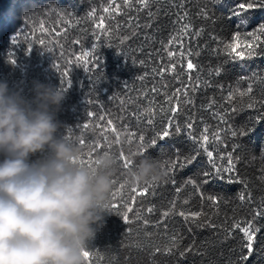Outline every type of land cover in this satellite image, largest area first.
<instances>
[{
    "label": "trees",
    "instance_id": "1",
    "mask_svg": "<svg viewBox=\"0 0 264 264\" xmlns=\"http://www.w3.org/2000/svg\"><path fill=\"white\" fill-rule=\"evenodd\" d=\"M247 2L148 0L145 7L139 0H0V81L29 100L37 82L62 90L57 136L79 145L81 163L90 167L100 154L120 160L103 222L93 225L88 264H264V121L251 135L240 134L246 122L251 126L264 113V108H246L264 98V80L259 79L264 55L243 62L228 55L229 45L250 42L247 33L264 23V8L239 10ZM234 10L241 15H233ZM101 17L102 29L97 27ZM240 19L248 20L247 27L239 25ZM185 24L190 25L187 35L181 31ZM88 52L93 55L87 66L76 60ZM189 59L195 69H187ZM173 107L178 109L174 115ZM169 118L172 130L179 124L181 134L146 148ZM187 123L198 138L208 129L214 158L217 151L232 154V183H202L201 172L208 169L203 154L181 170L193 147L185 136ZM50 155L47 150L30 160ZM145 156L154 158L166 175L132 184L128 172ZM249 222L258 229L251 255L242 249L241 229ZM237 223L240 228L233 227ZM241 255L247 260L241 261Z\"/></svg>",
    "mask_w": 264,
    "mask_h": 264
},
{
    "label": "clouds",
    "instance_id": "2",
    "mask_svg": "<svg viewBox=\"0 0 264 264\" xmlns=\"http://www.w3.org/2000/svg\"><path fill=\"white\" fill-rule=\"evenodd\" d=\"M34 91L29 100L0 81V264H88L120 160L105 153L81 163L80 146L57 136L64 92L38 82ZM165 175L150 156L128 172L132 184Z\"/></svg>",
    "mask_w": 264,
    "mask_h": 264
},
{
    "label": "snow or ice",
    "instance_id": "3",
    "mask_svg": "<svg viewBox=\"0 0 264 264\" xmlns=\"http://www.w3.org/2000/svg\"><path fill=\"white\" fill-rule=\"evenodd\" d=\"M128 2V0H126V3ZM214 3L216 4H220L222 3V0H214ZM139 4L141 6H147L148 5V0H139ZM183 5L181 4V7ZM256 8H264V0H251V2H247V3H241L239 5V10H243V11H247V10H253ZM104 12H108L109 9L106 7L103 9ZM119 9H117L118 11ZM239 10H234L233 11V15H237L240 16L241 15V11ZM94 10L89 13V15H94ZM149 15H151V13H149ZM182 19V18H181ZM247 23L248 20L247 19H240L239 21V25L240 26H244L247 27ZM98 28H103V17H101V23L97 25ZM190 29V25L185 24L183 25L181 31L187 35L188 31ZM19 35V33L17 34ZM247 36L252 37V39L250 40V42L245 43L244 45H240L238 43H233L231 45H229V49L230 51L228 52L229 57L231 58L232 61H238V62H243L245 60H250L255 58L258 55H264V23H260L258 25V28L255 32L249 31L247 33ZM237 40L239 39V34L237 33ZM97 39H99V36H97ZM176 37L173 36L169 43L172 42V40H175ZM259 41V43H257ZM14 43H17V37L14 38ZM40 44H43L44 41L41 40L39 41ZM76 43H79V41H76ZM255 48H260L261 51L257 52L254 50ZM238 48H242L244 50H237ZM93 54L91 52L88 53H84L83 56L80 57H76V60L78 62L83 63L84 65H88L89 64V57H91ZM173 55V53H169V56ZM97 62H98V58H97ZM69 63H72V61H69ZM227 63V61L225 62ZM58 69L60 70V66L57 65ZM174 65H173V69H174ZM196 65L193 64L192 60L189 59L187 61V69L188 70H192L195 69ZM226 71V70H225ZM62 74L65 76V78L68 77V70L64 69L62 71ZM221 74V69H217L215 72V75L219 76ZM257 74L253 73V77H256ZM189 79H191V77H189ZM260 80H264V76H259ZM205 84L207 85V82H205ZM69 85H70V81H69ZM199 86V85H197ZM179 91V90H177ZM185 91H187V89H185ZM253 88L251 86L248 87L247 92L248 93H252ZM243 99V97H242ZM188 103H191V101H187ZM247 109H253V108H264V98H262L261 100H259V102H257L255 99H253L251 102L247 103L246 105ZM178 109L176 107L172 108V114L174 115L175 112ZM233 111H235V109H233ZM219 120H224L223 115L218 116ZM255 119V123L252 124L251 126L247 125V122L244 125L245 131L241 132V135H251L255 130L256 127L259 126V123L261 121H264V113H262L261 115L257 116L254 118ZM147 123L149 125L152 124V120L148 119ZM109 124H111V121H109ZM85 127H87V125H85ZM193 128V124L192 123H187L185 125V136L187 139H189L193 145V147H191L189 149L190 155H186L184 157V162L181 165V170H183L184 168H186L188 165H191L193 162H195L197 160V157L200 156L201 154L204 155L205 159H206V164L208 165V169L207 170H202L201 174L204 177L202 183L207 184L209 183L211 180L214 179H219V180H227L229 183H232L236 178L232 175V173H234L235 171V166L233 163V159H232V154L229 153L227 154V156L225 155H221L218 151L216 153V157L214 158V152L213 150H209V136H208V129L204 128L203 129V133L201 134V136L198 138L197 136L193 135V133L191 132V129ZM173 121L171 118L168 119L166 126L159 132L156 133L155 136L149 141L148 145L146 146V148H155L157 146V144L159 142H163L166 141L169 138H172L173 136H179L181 134V127L179 124L175 125V130L173 131ZM113 131H115V129H113ZM131 136H135V133H131ZM231 135L233 137L237 136V132L236 131H232ZM214 139L216 141L220 140V136L219 133H216L214 136ZM139 141L141 142V144L143 145L144 142V136L140 135L139 136ZM81 144L84 143V140L81 139L79 141ZM177 155L179 153V150H176ZM218 161H226L227 166H224V164L219 163ZM124 167L127 168L129 167V162L127 160H124ZM173 167H175V164L173 165ZM227 174V175H226ZM189 184L192 185H196V182L194 180H189L188 181ZM246 188V185H245ZM144 191H147V189H145ZM177 191H179V189H177ZM209 199H213L212 197H209ZM239 199L241 201H243L245 199V196L243 193L240 194ZM128 211H131V209H128ZM149 212L152 211L151 208L148 209ZM261 212H257L256 215L259 216L261 215ZM165 216L168 215L167 212L164 213ZM181 216L184 215L183 212L180 213ZM125 219H127V217H125ZM234 228H240V225L234 224L233 226ZM241 231L243 232V238L246 241V243H242V249L243 248H247L248 249V255H251L252 251H253V241L255 238V233L258 231V229L254 228L252 223L249 222L248 225L246 227H243L241 229ZM186 251H191V249H186ZM84 255L86 256V258L88 259L90 256L89 251H86L84 253ZM181 256L184 255V252L180 253ZM248 255H241L240 260L241 261H246L248 258Z\"/></svg>",
    "mask_w": 264,
    "mask_h": 264
}]
</instances>
